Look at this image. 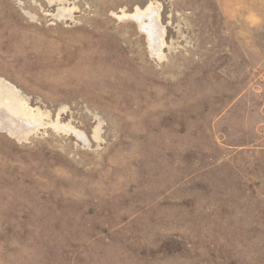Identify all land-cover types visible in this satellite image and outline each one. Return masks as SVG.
<instances>
[{
	"label": "rangeland",
	"instance_id": "1",
	"mask_svg": "<svg viewBox=\"0 0 264 264\" xmlns=\"http://www.w3.org/2000/svg\"><path fill=\"white\" fill-rule=\"evenodd\" d=\"M0 264H264V0H0Z\"/></svg>",
	"mask_w": 264,
	"mask_h": 264
}]
</instances>
